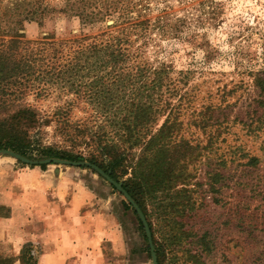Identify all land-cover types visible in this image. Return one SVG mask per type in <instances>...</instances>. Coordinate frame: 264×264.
<instances>
[{"label":"rangeland","instance_id":"obj_1","mask_svg":"<svg viewBox=\"0 0 264 264\" xmlns=\"http://www.w3.org/2000/svg\"><path fill=\"white\" fill-rule=\"evenodd\" d=\"M18 1L0 0V48L16 35L25 47L41 42L69 46L73 39L99 40L148 21L132 30L129 44L122 46L129 51L124 66L148 68L147 80L153 71L167 70L162 89L166 97L176 94L173 104L181 101L180 135L201 149L200 157L187 163L182 183L148 199L157 264H264V0H129L137 4L130 20L112 14L92 24L63 12V0H44L46 12L35 19L17 15L29 8L22 3L15 10ZM9 88L0 91V122L24 105L40 119L29 130L35 151L23 157L64 159L38 153L45 149L88 157L87 135L77 128L90 124L94 129L101 122L94 103L44 80ZM62 116L66 120H59ZM35 167L57 168L64 179L106 201L101 210L116 234L106 249V264H153L135 209L92 168L27 164L0 153V191L13 181V172ZM34 252L30 243L12 253L0 243V256L13 259L12 264L32 263Z\"/></svg>","mask_w":264,"mask_h":264},{"label":"trees","instance_id":"obj_2","mask_svg":"<svg viewBox=\"0 0 264 264\" xmlns=\"http://www.w3.org/2000/svg\"><path fill=\"white\" fill-rule=\"evenodd\" d=\"M63 1V12L72 13L84 24H92L112 14L128 21V14L137 5L129 0ZM43 2L19 0L15 10L26 3L29 8L17 15L35 19L46 12ZM147 23V20H141L129 24L117 29L116 34L107 32L105 38L99 40L96 37L91 40L88 37L73 39L69 46L67 43L41 42L37 47H25L16 35L0 48V91L9 86L11 90L15 85L16 88L24 87L31 81L44 80L68 87L77 96L94 103V112L101 122L93 126L94 129L90 124L82 130L77 128L78 133L87 135L84 142L90 147L87 158L60 154L51 149L38 150V153L95 164L114 181L121 183L150 227L147 220L148 199L182 183L187 163L200 157L201 149L190 145L180 135L181 101L178 105L173 104L171 96L176 94L166 97L162 89L164 80L168 78L167 70L159 68L147 80L148 68L137 66L128 70L124 66L129 51L122 46L129 44L128 36L132 30ZM166 89L173 91L170 87ZM260 89L264 93V83ZM163 116L162 123L157 126ZM59 120L66 118L62 116ZM39 124L40 119L34 109L20 106L0 122V149L26 157L33 154L35 150L30 146L32 138L29 130ZM65 135L71 137L70 134ZM12 261L0 256V264H12ZM31 264H34V259Z\"/></svg>","mask_w":264,"mask_h":264},{"label":"crops","instance_id":"obj_3","mask_svg":"<svg viewBox=\"0 0 264 264\" xmlns=\"http://www.w3.org/2000/svg\"><path fill=\"white\" fill-rule=\"evenodd\" d=\"M59 171L13 172V181L0 191V243L11 253L32 244L34 264H106L116 235L101 210L106 201Z\"/></svg>","mask_w":264,"mask_h":264},{"label":"water","instance_id":"obj_4","mask_svg":"<svg viewBox=\"0 0 264 264\" xmlns=\"http://www.w3.org/2000/svg\"><path fill=\"white\" fill-rule=\"evenodd\" d=\"M0 153L10 154L11 156H13L17 159H20L21 161H23L27 164H50V163H58V164H65V165L71 164V165L78 166V167L86 166V167H89V168L96 170L109 184H111L116 190H118L127 199V201L132 205V207L135 209L136 213L138 214V216H139V218L143 224L144 230H145L152 263L157 264L151 232H150L149 226L147 224L146 218L143 215L141 209L135 203V201L130 197V195L123 189V187L121 186V183L114 181L112 178H110V176L107 173H105L103 170H101L98 166H96L95 164L89 163V162L70 161V160H64V159H58V158H51V159L34 161V160L27 159L18 153H15L11 150H6V149H0Z\"/></svg>","mask_w":264,"mask_h":264}]
</instances>
